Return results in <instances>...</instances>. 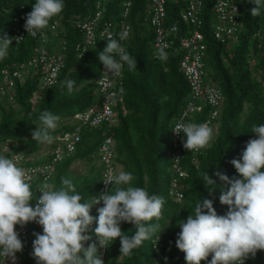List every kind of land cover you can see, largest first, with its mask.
<instances>
[{
	"label": "trees",
	"instance_id": "trees-1",
	"mask_svg": "<svg viewBox=\"0 0 264 264\" xmlns=\"http://www.w3.org/2000/svg\"><path fill=\"white\" fill-rule=\"evenodd\" d=\"M95 1L63 0V10L52 18L59 17L64 28L65 66L56 83L43 90L35 100L32 95L39 88L37 75L16 85L12 101L14 104L8 100L0 101V142L7 138L13 139L17 143L16 148L30 156L40 150L42 144L33 140L32 136L41 124L39 118L43 111H50L62 120L97 102L94 79L104 68L98 59V52L107 46L108 40L97 41L81 57H77L74 45L81 35L71 24L74 17L92 11ZM213 1L204 0L200 14V30L207 46L203 62L208 76L221 88L224 99L216 121L214 138L196 153V162L191 160L194 156L191 150L184 148L182 151V164L187 171L184 180L186 189L183 191V199L177 202L169 194L168 167L171 161L167 150L171 146V126L190 97L189 86L179 69L181 50L177 42L165 50L166 59L151 58L153 32L147 20V1L133 0L129 14L132 33L123 42V46L136 57L137 70L129 71L126 63L122 67V83L118 91L121 99L116 107L118 124L114 128L115 161L124 172L133 174L134 179L130 182L132 186L162 197L165 203L159 220L160 231L143 241L129 255H121L120 238L109 241L105 264H187L186 253L176 247L178 233L181 231L178 222L186 221L201 197L213 200L219 215L226 214L228 206L222 205L219 197L222 190L230 186L220 181L215 172L221 171L229 178L239 177L231 161L240 158L246 143L256 138V134L251 132L252 126L264 124V80L260 76L264 70V7L260 9L259 15L252 16L250 10L256 6L254 0H236L243 28L235 43H221L211 31ZM35 2L0 0V30L8 27L15 15L31 12ZM21 5L25 9H20ZM184 5L185 0H168L166 23L174 22ZM105 6L107 19L116 21L121 16L119 0H108ZM35 44V39L31 37L21 44L12 43L7 56L0 59V65H13L28 60ZM65 79L75 82L71 93L61 83ZM206 111L204 109L194 118L196 123L204 120ZM63 129H70V126L63 124L50 130L51 137ZM103 132V127H83L75 152L56 165L51 184L59 188L62 186V178H69L84 199L93 197L100 183V166L92 165L88 172L81 175H73L70 166L76 160L97 157ZM53 146L52 141L51 148ZM41 160L34 159L37 162ZM205 171L216 181L214 186H206L203 182ZM91 215L98 217L97 209L93 208ZM156 222L154 218L144 223ZM97 226L94 223L93 230ZM120 227L129 236L135 232V226L131 223L122 222ZM33 232L43 234V227L35 222L32 224L23 243V251L16 253L19 264H38L33 253L29 254L35 239ZM88 234L92 240L86 242L87 246L97 242L94 231ZM211 258L210 254L201 264H208ZM245 264H264V250H259L255 258L246 259Z\"/></svg>",
	"mask_w": 264,
	"mask_h": 264
},
{
	"label": "clouds",
	"instance_id": "clouds-1",
	"mask_svg": "<svg viewBox=\"0 0 264 264\" xmlns=\"http://www.w3.org/2000/svg\"><path fill=\"white\" fill-rule=\"evenodd\" d=\"M254 4L251 15L257 16L264 0H254ZM32 8L25 17L24 27L28 35L35 37L63 10L64 2L36 0ZM128 36L127 30L121 31L119 41ZM21 38L0 36V59L7 56L13 39L19 42ZM119 41L110 37L107 46L98 52L99 61L113 77L120 75L125 63L129 71L137 70L136 57ZM158 58H167L163 47L158 50ZM61 83L69 93L73 91V80L65 79ZM39 119L41 124L33 131L32 139L50 142V130L57 128L60 117L43 111ZM172 131L185 134L183 147L188 151L202 149L214 138V129L208 123L180 122ZM251 132L256 138L246 143L240 158L231 161L239 177L229 178L221 171L215 172L220 181L230 186L219 197L220 203L228 206L226 214L219 215L213 200L201 197L186 221L178 222L181 231L176 247L186 253L187 264H201L210 254L208 264H245L246 259L255 258L259 250H264V124L253 125ZM133 179L131 172L114 175L109 171L103 183L111 185V189L88 199L82 197L69 178H62L59 188L46 181L38 189L42 194L34 198L28 171L18 166L16 159L0 155V257L11 258L15 264L16 253L24 248L16 225L26 226L29 222L43 227V234L33 232V256L38 264H105L100 249L107 248L108 242L116 238H120L121 255H129L160 231L159 220L165 203L162 197L132 186ZM202 180L206 186L216 184L206 171ZM33 200L35 207L30 205ZM101 203L103 206L97 209L99 215L94 217L91 211ZM154 218L156 223H144ZM122 222L135 226L133 235L122 232ZM94 223L98 226L93 230ZM92 231L98 244L94 241L85 247V242L92 240L88 234Z\"/></svg>",
	"mask_w": 264,
	"mask_h": 264
},
{
	"label": "built area",
	"instance_id": "built-area-1",
	"mask_svg": "<svg viewBox=\"0 0 264 264\" xmlns=\"http://www.w3.org/2000/svg\"><path fill=\"white\" fill-rule=\"evenodd\" d=\"M107 1L96 0L92 11L87 15L77 16L71 20V24L81 35L80 40L74 45L77 57H81L99 40H108L111 37L119 41V33L123 30H127L129 36L131 35L132 27L129 14L133 0H119L121 16L116 21L105 17L107 10L105 3ZM146 1L147 20L153 32L151 58L159 60V48L163 47L164 50H167L177 42L181 50L179 69L189 86L190 97L171 126V146L167 150V156L171 161L168 167L170 176L169 194L173 200L180 202L183 199V191L186 189L184 180L187 171L182 164L185 134L177 135L172 130L180 122L196 123L194 118L206 109L205 118L199 124L208 123L215 132L216 121L221 112L224 95L221 88L208 76L203 62L207 48L203 33L200 30L202 25L200 14L204 0H185V5L179 16L171 23H166V4L168 0ZM20 9H25L24 5H21ZM212 12L211 31L214 38L221 43H235L243 28L238 2L236 0H214ZM28 13L30 12L15 15L8 27L0 30V36L22 37L19 42L13 39L12 43L14 44H21L28 37L36 41L32 55L28 60L13 65H0V101H13L16 85L24 82L29 77L37 75L39 88L32 95L33 100H35L43 90L56 83L60 71L65 66V41L62 35L64 28L60 18H51L49 24L44 29L39 30L35 37H32L28 35L24 27L25 17ZM125 40L119 41L122 46ZM116 58L119 59L118 56ZM260 76L264 80V70L260 73ZM121 77L122 69L119 76L113 77L110 72L105 71V67L103 68L101 74L94 79L98 94L97 102L67 117L70 121L64 124L69 125L70 129H63L53 136L54 146L47 155H44L41 161H34L33 158L17 149V143L13 139L7 138L1 142V155L16 159L18 166L28 171L31 177L34 198L42 194L38 192L42 183L46 181L51 183L56 165L63 158L75 152L83 127L89 129L104 128L102 140L97 148L100 183L94 196L111 189L112 186L105 185L103 181L109 171L114 175L117 174L114 128L118 124L116 107L118 100L121 99V97H118L119 87L122 83ZM191 151L194 154L191 160L196 162L195 155L201 149ZM35 204L36 200L30 202L32 207H35ZM102 206L101 203L93 208L98 209ZM33 223L29 222L26 226L16 225V231L23 243L27 239ZM96 240L98 244L97 237ZM100 253L105 262L108 254L107 248H101ZM0 264H13V261L11 258L0 257Z\"/></svg>",
	"mask_w": 264,
	"mask_h": 264
},
{
	"label": "rangeland",
	"instance_id": "rangeland-1",
	"mask_svg": "<svg viewBox=\"0 0 264 264\" xmlns=\"http://www.w3.org/2000/svg\"><path fill=\"white\" fill-rule=\"evenodd\" d=\"M12 102V101H10ZM13 103V102H12ZM14 104V103H13ZM69 118L67 119V117L63 118L62 120L58 121L57 126L63 125L64 123H69ZM53 140L51 139L50 142H44L41 144L40 150L30 154L31 158H39L40 154H46L47 151H49L51 149V142ZM1 142H0V147H1ZM1 151V150H0ZM1 155V153H0ZM92 165H95L96 167H98V165L96 164V156H90L89 158H85V159H79L76 160L71 166H70V170L72 171V174L74 175H81L84 174L86 172L89 171L90 167ZM119 165V164H118ZM121 165L117 166V173H119L120 171H123V168L121 169ZM85 247H87L86 242H85ZM33 253V246L29 251V254ZM16 264H19V260L17 259V255H16Z\"/></svg>",
	"mask_w": 264,
	"mask_h": 264
},
{
	"label": "crops",
	"instance_id": "crops-1",
	"mask_svg": "<svg viewBox=\"0 0 264 264\" xmlns=\"http://www.w3.org/2000/svg\"><path fill=\"white\" fill-rule=\"evenodd\" d=\"M50 151V150H49ZM49 151H47V153L49 152ZM47 153L46 154H40L39 155V158L40 159H43V157H44V155H47ZM31 157V156H30ZM33 159H35V158H33ZM96 164L98 165V167H99V161H98V158L96 157ZM117 166H120V165H118L117 164ZM117 166H116V169H117ZM122 167V166H121ZM122 169V168H121ZM116 172H117V170H116ZM118 174V173H117Z\"/></svg>",
	"mask_w": 264,
	"mask_h": 264
}]
</instances>
